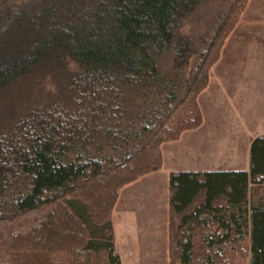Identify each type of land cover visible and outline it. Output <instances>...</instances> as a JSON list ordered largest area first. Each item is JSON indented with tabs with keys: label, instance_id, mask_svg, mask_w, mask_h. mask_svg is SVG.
<instances>
[{
	"label": "trees",
	"instance_id": "obj_1",
	"mask_svg": "<svg viewBox=\"0 0 264 264\" xmlns=\"http://www.w3.org/2000/svg\"><path fill=\"white\" fill-rule=\"evenodd\" d=\"M248 1L0 0V264H121L120 190L202 124ZM169 189L170 264H264V135Z\"/></svg>",
	"mask_w": 264,
	"mask_h": 264
},
{
	"label": "rangeland",
	"instance_id": "obj_2",
	"mask_svg": "<svg viewBox=\"0 0 264 264\" xmlns=\"http://www.w3.org/2000/svg\"><path fill=\"white\" fill-rule=\"evenodd\" d=\"M222 52L220 65L217 62L212 67L209 85L198 98L203 114L202 124L205 121V129L209 130L205 143L208 152H188L187 147L182 145L175 152H167L165 144L179 141L184 132L178 140L161 146L163 162L160 170L120 190L119 203L112 213L113 227L116 212H134L133 228L128 232L134 233V241L139 245L136 261L127 264H170L169 181L172 172L246 168L251 139L238 130L255 125L257 132H264V0L248 1ZM155 201L160 202L158 206L163 209L169 201L165 216L154 217L152 212H148V208H155ZM158 222L167 233V250L151 251L145 245L146 234L152 232ZM125 233L127 231L119 230L118 235L122 237ZM115 238V249L119 255L116 232ZM124 247L128 248L126 242ZM120 261L122 264L121 257Z\"/></svg>",
	"mask_w": 264,
	"mask_h": 264
},
{
	"label": "crops",
	"instance_id": "obj_3",
	"mask_svg": "<svg viewBox=\"0 0 264 264\" xmlns=\"http://www.w3.org/2000/svg\"><path fill=\"white\" fill-rule=\"evenodd\" d=\"M222 54H223V52L221 53V56H222ZM221 60L222 59L220 57L218 64ZM205 125H206V122L204 121L202 126L199 129L185 132L179 141L172 142L169 144H165L164 147H166L167 152H175V150L178 147L180 148L181 145L184 147H187L188 152H208L207 148L205 146V143H206L207 137L209 136V133H208L209 130L205 129ZM243 125H245V122H243ZM242 131L244 132L246 137L248 136L251 139L250 140L251 143L249 144V147H248L249 158H250V148H251L252 142L257 137L264 135V132H257L258 128L255 125L253 128H250V129H246L244 127V128H242V130H238V132H240L241 134H242ZM197 136H198V138H197ZM249 166H250V159H249L248 166L246 168L242 167V169L236 168V169H229V170H249ZM184 171H200V170H184ZM204 171H209V170H204ZM159 204H160V202L155 201V208L154 207L148 208V212H152V215H154V217H157V216L160 217V215L162 216L164 214L166 215V212L168 210L169 201H167V203L165 204V209L160 208L158 206ZM160 209H162V210H160ZM133 213L116 212L114 214L115 215L114 227H115V232H116V237H117L116 248H117L118 253L121 257L122 264H127L130 262L136 261V255L135 254H136V251L138 250L139 245H138L137 241H134V233L128 232V231L132 230V228H133V222H134L133 217L135 218V216H136L135 213L134 214ZM119 230L127 231V233H125V235H124L125 238H123L124 236L121 237L118 235ZM146 238L147 239L145 241V245H146V247H148L149 250H151V251H153V250H161V251L167 250L166 249L167 248V242H166L167 241V233L164 230V226H162V224H160L159 222L156 223V225L154 226V230H152V232H150L149 234L147 232ZM125 242L128 245V248L127 247L123 248V243H125Z\"/></svg>",
	"mask_w": 264,
	"mask_h": 264
}]
</instances>
